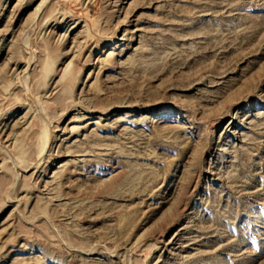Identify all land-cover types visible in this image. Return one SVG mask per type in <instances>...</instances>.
Returning <instances> with one entry per match:
<instances>
[{"label":"rangeland","instance_id":"obj_1","mask_svg":"<svg viewBox=\"0 0 264 264\" xmlns=\"http://www.w3.org/2000/svg\"><path fill=\"white\" fill-rule=\"evenodd\" d=\"M0 264H264V0H0Z\"/></svg>","mask_w":264,"mask_h":264}]
</instances>
